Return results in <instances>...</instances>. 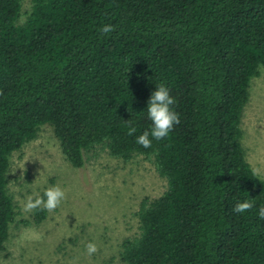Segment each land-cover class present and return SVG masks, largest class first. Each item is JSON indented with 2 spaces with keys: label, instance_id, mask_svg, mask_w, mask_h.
I'll list each match as a JSON object with an SVG mask.
<instances>
[{
  "label": "trees",
  "instance_id": "trees-1",
  "mask_svg": "<svg viewBox=\"0 0 264 264\" xmlns=\"http://www.w3.org/2000/svg\"><path fill=\"white\" fill-rule=\"evenodd\" d=\"M23 1L0 0V251L15 215L9 157L50 124L74 167L102 147L152 159L166 179L163 195L140 204L126 264H264V179L241 142L264 65V0H29L20 23ZM161 83L180 121L145 148L136 139ZM244 200L254 207L235 212ZM46 215L34 210V222Z\"/></svg>",
  "mask_w": 264,
  "mask_h": 264
},
{
  "label": "rangeland",
  "instance_id": "rangeland-1",
  "mask_svg": "<svg viewBox=\"0 0 264 264\" xmlns=\"http://www.w3.org/2000/svg\"><path fill=\"white\" fill-rule=\"evenodd\" d=\"M31 6L23 1L20 23ZM241 128L246 159L264 179V65L250 81ZM85 159L82 167L72 166L50 124L41 125L35 138L11 153L7 179L15 215L0 264H126L122 243L140 233V204L163 195L167 181L143 155L126 162L98 147ZM57 184L66 190V198L34 222V210H23L27 197L36 192L42 196ZM90 241L97 245L91 255L86 250Z\"/></svg>",
  "mask_w": 264,
  "mask_h": 264
},
{
  "label": "clouds",
  "instance_id": "clouds-1",
  "mask_svg": "<svg viewBox=\"0 0 264 264\" xmlns=\"http://www.w3.org/2000/svg\"><path fill=\"white\" fill-rule=\"evenodd\" d=\"M113 25H104L100 31L104 34L114 31ZM176 103L175 97L170 94L169 87L161 83L156 85V90L152 92L148 101V117L152 122L150 129L145 130L140 134L136 142L145 148H149L154 140H163L168 137L173 131L174 126L180 121V114L173 107ZM129 125L128 135H133L136 132V128L132 126L131 120H127ZM66 198V190L59 184L48 187L43 195L36 192L33 195L27 197L26 202L23 205V210L31 212L36 209L47 210L52 212L60 206L61 202ZM255 201L244 200L238 202L235 205L234 211L242 213L248 211L254 207ZM258 216L264 220V206H261L258 210ZM86 250L89 255L97 251V245L95 242H88L86 244Z\"/></svg>",
  "mask_w": 264,
  "mask_h": 264
}]
</instances>
